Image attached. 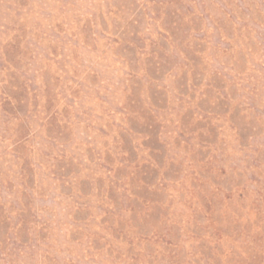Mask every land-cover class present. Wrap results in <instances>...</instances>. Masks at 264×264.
Listing matches in <instances>:
<instances>
[{
	"label": "rangeland",
	"instance_id": "374dc122",
	"mask_svg": "<svg viewBox=\"0 0 264 264\" xmlns=\"http://www.w3.org/2000/svg\"><path fill=\"white\" fill-rule=\"evenodd\" d=\"M0 264H264V0H0Z\"/></svg>",
	"mask_w": 264,
	"mask_h": 264
}]
</instances>
